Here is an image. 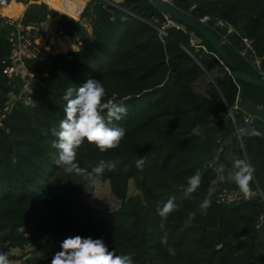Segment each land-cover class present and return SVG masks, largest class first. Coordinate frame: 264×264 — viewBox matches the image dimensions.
Segmentation results:
<instances>
[{"label": "trees", "instance_id": "trees-1", "mask_svg": "<svg viewBox=\"0 0 264 264\" xmlns=\"http://www.w3.org/2000/svg\"><path fill=\"white\" fill-rule=\"evenodd\" d=\"M175 6L197 19L209 16L231 25L235 33L224 44L226 51L241 71L258 77L237 49L241 38L251 40L264 63V0H178ZM48 16L82 43L79 51L49 56V77L44 86L34 88V105L20 104L1 120L0 251L24 248L40 234L56 242L74 235L102 239L110 250L130 255L133 264H263L256 229L264 215L261 198L226 205L217 195L224 189L239 191L228 179L237 158L255 169L251 193L264 192V136L241 132L255 128L264 133V128L246 123L237 111L234 118L230 115L239 97L264 106V89L236 80L194 29L177 22L180 28H168L163 35L160 29L167 17L149 0H91L82 15L90 20L91 34L37 0L24 21L42 23ZM208 26L222 42L226 32ZM192 34L202 40L198 50L191 46ZM6 35L0 23L1 114L10 93L19 91L3 73L11 48ZM60 48L66 51L68 46L61 43ZM43 69L35 67L37 72ZM207 74L212 81L198 92L195 86ZM90 78L102 81L108 99L124 101L128 108L122 120L113 122L126 129L119 148L102 153L86 142L77 156L80 167L88 170L102 160L116 164L102 179L111 182L120 200V207L111 212L86 202L85 177L59 168L58 150L52 147L56 138L51 129L64 118L67 88ZM197 127L200 134L194 135ZM143 157L140 170L136 161ZM221 165L224 180L217 172ZM197 170L201 186L187 195V178ZM130 181L138 191L132 196ZM209 192L207 215L197 213L186 223ZM172 197L178 210L162 219L156 209ZM165 236L167 244L162 243ZM52 258L35 264H51Z\"/></svg>", "mask_w": 264, "mask_h": 264}, {"label": "clouds", "instance_id": "clouds-1", "mask_svg": "<svg viewBox=\"0 0 264 264\" xmlns=\"http://www.w3.org/2000/svg\"><path fill=\"white\" fill-rule=\"evenodd\" d=\"M108 93L102 81L90 78L82 86L67 88L63 99L66 105L63 109L64 118L59 122L58 128L51 129V134L56 138L52 147L58 150L55 164L68 174L84 176L88 185L96 187L102 181L105 170L114 171V162L100 161L91 170L80 167L77 162L78 152L87 142L94 145L100 152L105 153L120 147L126 137V129L115 126L114 121H119L127 115L128 108L124 101L116 102L108 99ZM255 120L258 117H251ZM249 136H264L259 130L241 129ZM194 135H199V127L193 129ZM145 159L136 161V167L143 170ZM220 180H224V167L217 168ZM255 169L245 160L237 158L228 174V179L233 182L238 190L248 198L251 194V184L254 180ZM202 176L199 170L187 178L186 194L190 195L201 186ZM211 192L197 206L196 211L189 213L186 223L195 219L197 213L207 215L211 207ZM175 197L170 198L156 212L162 219L178 210ZM162 243L167 244V237H162ZM61 251L57 252L51 264H133V259L127 254H117L110 250L102 239L91 237H69L61 244ZM168 251L174 254L173 249ZM0 264H12L8 254L0 251Z\"/></svg>", "mask_w": 264, "mask_h": 264}, {"label": "built area", "instance_id": "built-area-1", "mask_svg": "<svg viewBox=\"0 0 264 264\" xmlns=\"http://www.w3.org/2000/svg\"><path fill=\"white\" fill-rule=\"evenodd\" d=\"M36 0H0V23L7 29V39L11 43L10 54L7 64L3 69L4 75L15 86L18 80L23 79V85L19 91L12 95L15 100L10 101L4 108V114L1 120L10 114L13 110L18 109L20 104L26 106H33V91L37 86H44L45 79L49 77V69L46 67L48 57L50 54L40 42V38L44 34L41 22H25L24 15L27 8L35 3ZM164 2L174 5L178 0H163ZM13 3L22 5L23 9L20 15L16 18L4 11L9 8ZM194 8V6H193ZM205 24L212 23L214 30H223L226 33L221 34L222 43H230V36L235 33L231 25L222 20H212L209 16H204L200 19ZM171 27L180 28L176 21L167 18V22L160 29L163 35H166V30ZM202 40L196 35L192 34L191 46L196 50L201 48ZM238 55L245 60L251 68L258 75V78L264 81V63L263 59L259 57L254 50L253 42L247 38H241V45L237 49ZM50 64V63H49ZM41 66L44 69L37 72L35 67ZM16 87V86H15ZM27 92V94H25ZM233 111H237V101L233 108H230V115L233 117ZM246 123H252L249 119H244ZM254 197L261 198L264 203V192L251 193L248 198L237 190L224 189L217 195V200L221 204L232 205L240 203L243 200L252 199ZM258 231L264 230V215H261L256 223Z\"/></svg>", "mask_w": 264, "mask_h": 264}, {"label": "crops", "instance_id": "crops-1", "mask_svg": "<svg viewBox=\"0 0 264 264\" xmlns=\"http://www.w3.org/2000/svg\"><path fill=\"white\" fill-rule=\"evenodd\" d=\"M40 2V4H43L47 6L49 11H56L60 13L61 15H64L70 20H73L75 22L81 23L88 34H91L92 28L90 24V20L83 19L82 15L84 12L85 7L91 0H37ZM115 2H120L121 0H114ZM53 6L52 9L48 4ZM85 4V5H84ZM75 5V6H73ZM84 6V7H83ZM82 11H80V8H82ZM49 24L47 30L44 32L42 37L40 38L41 44L44 46V48L48 51L50 56H54L57 54H68L69 52H76L80 50L81 46V39L80 38H72L69 35H66L64 30L62 29L59 36L55 35L56 27L59 26L58 24L51 23L50 16L47 17V20L45 21ZM65 43L68 46V49L66 51H61L60 44ZM23 82V79L18 80L15 83V86H19V89L21 87V83ZM208 82H204V77H202L196 84L195 89L198 92L203 93L205 91L206 84ZM237 112L242 114L244 119H249L253 124H256L259 127L264 128V106L262 105H254L247 101L246 99L239 97L237 99ZM258 117V119H251V117ZM224 117V116H222ZM258 249L260 254L264 250V230L259 231V239H258Z\"/></svg>", "mask_w": 264, "mask_h": 264}, {"label": "rangeland", "instance_id": "rangeland-1", "mask_svg": "<svg viewBox=\"0 0 264 264\" xmlns=\"http://www.w3.org/2000/svg\"><path fill=\"white\" fill-rule=\"evenodd\" d=\"M68 1L70 2V0ZM48 5L50 7H53L50 4ZM13 7L14 6H12L11 9ZM83 7L80 8V11H82ZM15 14L19 15L17 13ZM211 79L212 78L208 74L204 76V82L212 81ZM16 93L17 92L14 89L10 93V98H12V95H15ZM1 116L2 114L0 113V119ZM137 193L138 191L135 187L134 182L130 181L129 191H128L129 196L135 195ZM82 195L87 203H89L94 208L102 211L111 212L117 210L120 207V200L113 195L111 182L109 180L101 181L99 185L96 187H92L88 185V182L86 180V185L83 187ZM69 237H75V236L74 235L66 236L64 240ZM50 239L51 238H49L47 235L42 236V234H40L36 236L34 242L31 245L25 246L24 248H12L8 253V256L16 257V259H10L12 261V264H35L41 258L53 257L57 252L62 250L61 244L64 240L56 242ZM47 240H50V243L48 247L47 246L45 247L44 244Z\"/></svg>", "mask_w": 264, "mask_h": 264}, {"label": "water", "instance_id": "water-1", "mask_svg": "<svg viewBox=\"0 0 264 264\" xmlns=\"http://www.w3.org/2000/svg\"><path fill=\"white\" fill-rule=\"evenodd\" d=\"M150 3L158 9L167 18H170L178 23L188 26L195 31H197L213 48L216 56L220 62L224 65L226 70L238 81H241L248 85H253L264 89V81L258 77L250 75L241 71L231 58V56L226 51L224 44L218 39L212 29L202 22L200 19L195 18L190 13L179 10L176 6L170 5L163 0H149ZM49 24L47 22H42L43 31H46ZM62 29L60 26L56 27L55 35L59 36ZM51 64V63H50ZM27 94V92L25 93ZM12 101L15 97H12ZM264 264V263H263Z\"/></svg>", "mask_w": 264, "mask_h": 264}, {"label": "bare ground", "instance_id": "bare-ground-1", "mask_svg": "<svg viewBox=\"0 0 264 264\" xmlns=\"http://www.w3.org/2000/svg\"><path fill=\"white\" fill-rule=\"evenodd\" d=\"M14 6L12 9L11 7ZM23 7L22 5H19V4H16V3H13L11 6H9V8L7 10H5L4 12L6 14H10L12 17L16 18L20 15L21 11H22ZM19 15H16L13 11Z\"/></svg>", "mask_w": 264, "mask_h": 264}]
</instances>
